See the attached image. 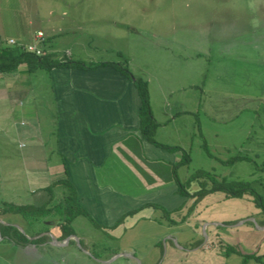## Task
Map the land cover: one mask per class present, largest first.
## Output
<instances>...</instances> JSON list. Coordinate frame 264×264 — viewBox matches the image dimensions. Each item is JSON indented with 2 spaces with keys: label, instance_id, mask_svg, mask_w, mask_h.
<instances>
[{
  "label": "rangeland",
  "instance_id": "1",
  "mask_svg": "<svg viewBox=\"0 0 264 264\" xmlns=\"http://www.w3.org/2000/svg\"><path fill=\"white\" fill-rule=\"evenodd\" d=\"M18 30H31L30 37L24 33L21 43ZM38 30L43 31L42 38L37 37ZM10 37L15 42L9 47L35 52L28 48L35 46L54 60L122 65L128 78L147 83L156 124L153 138L173 146L168 153L175 155L176 163L169 165L176 164L173 173L178 181L200 188L202 181L211 185L214 180H246L264 200V0H0V47ZM21 67L22 63L0 75L12 76ZM46 76V69L39 68L26 78L42 97L49 90ZM2 86L3 82L0 92ZM131 145L140 149L135 139ZM235 156L247 159L231 161ZM11 167L5 164V169ZM152 167L140 170L144 175L130 180L126 191L147 188ZM241 197L227 195L231 199L218 202L209 214L214 217L218 209L223 219H240L239 206L244 205L236 200ZM161 211L171 222L172 215ZM50 217L37 214L27 220L33 231H40L48 229L44 221ZM94 219L106 225L100 217ZM151 220L163 219L158 215ZM71 228L75 236L83 237L80 243L74 240L61 248L36 243L32 257L23 258L22 264H101L97 256L117 249L118 240L82 213ZM82 247L91 260L80 253Z\"/></svg>",
  "mask_w": 264,
  "mask_h": 264
},
{
  "label": "crops",
  "instance_id": "2",
  "mask_svg": "<svg viewBox=\"0 0 264 264\" xmlns=\"http://www.w3.org/2000/svg\"><path fill=\"white\" fill-rule=\"evenodd\" d=\"M16 33L22 43L24 33L30 37L31 30ZM8 44L3 47L11 49ZM22 65L17 74L0 75V209L6 203L37 206L48 199L51 184L67 179L75 188L78 204L87 213L83 215L118 240L116 251L97 256L101 259L98 263L113 264L122 259L124 264H240L244 253H249L246 246L255 254L245 264H264L261 208L250 194L244 193L236 203L244 205L239 206L243 211L238 220L245 219L236 224V218L223 219L218 209L214 217L209 214L218 202L231 199L224 192L208 193L196 203L195 197L180 192L177 174L174 176L173 166L169 165L176 163L175 155L141 136V100L133 79L110 65L88 69L52 67L46 70L45 85L49 90L42 97L26 79L36 70L28 72L26 64ZM133 139L140 149L131 145ZM5 157L10 159L6 161ZM6 163L12 165L10 170L5 169ZM150 164V185L127 192L125 185L139 180L144 175L140 170H148ZM164 174H171V178L166 180ZM186 186L189 194L199 189L197 184ZM66 191L60 183L53 186L51 201H64ZM161 209L172 215L171 222L166 221ZM158 215L163 219L161 223L151 220ZM94 217H100L106 225ZM45 223L49 232L42 233L48 236L40 242L42 247L61 248L74 240L80 243L83 238L75 236L73 230L74 235L55 242L53 237L61 233L57 221L50 217ZM18 227L25 233L24 238L20 236L24 245L12 240L20 235ZM37 232L27 217L0 212V264H22L23 258H31L38 243L32 240L38 237ZM97 234L93 236L94 244L98 243ZM227 245L232 248L230 252ZM82 248L80 253L91 260L87 248Z\"/></svg>",
  "mask_w": 264,
  "mask_h": 264
},
{
  "label": "trees",
  "instance_id": "3",
  "mask_svg": "<svg viewBox=\"0 0 264 264\" xmlns=\"http://www.w3.org/2000/svg\"><path fill=\"white\" fill-rule=\"evenodd\" d=\"M50 56H48L47 53H35L30 52L26 50H15L13 48L7 49V47H0V72L10 71L12 69H15L19 64H26L27 71L32 72L39 68H44L46 70L51 69L52 67H58V66H67V67H73V68H79V69H88V68H95L98 66L103 65H110L115 67L116 69L120 70L125 75L129 74L125 67L118 63L114 62H99L95 64H86L82 61H70V60H54L50 59ZM131 78V76H130ZM133 83L138 91L140 100H141V106H140V116H141V126H140V133L144 140L158 145L166 150L174 149L172 146H167L164 144L158 143L153 138V132L155 129V122L152 119L151 111H150V103L148 98V89H147V83L143 79L140 78H133ZM243 158L247 159V156H235L233 158H230L231 161ZM176 167V164L173 165V168ZM195 177H190L189 182L191 180H194ZM176 182L178 183L180 192L186 196V197H195L193 202H198L202 197L207 195L208 193L215 192V191H222L225 194L229 196H241L244 193L250 194L252 196V199L257 207H260L261 210L264 213V200L261 198L260 194L255 191L253 188H251L248 185V182L246 180H221V181H212L211 185H208L206 182L202 181L200 184V188L196 191H194L192 194H189L186 190V185L182 184L180 181L176 179ZM58 183L64 185L67 188L66 196L64 197V201H51L53 199L52 195V187L57 185ZM48 199L37 205H16V204H7L4 208L0 209V212H11V213H18L25 217H31V216H37V214H43V216H51L52 219L57 221V225L59 226V229L61 231L60 235H56L55 239L56 241L60 242L66 237L70 235H74L73 229L70 226V223L74 216L82 213L87 214L85 210L78 204L77 202V195L75 188L73 185L67 180V179H59L57 182L51 184L48 189ZM55 212V214H54ZM45 214V215H44ZM45 222V221H44ZM12 229H14L12 227ZM44 232H49L48 229H43L37 232L38 237L35 239H32L38 244L40 242L45 241L48 236L45 234H42ZM20 235L13 236L12 240L17 241L18 244H26L24 240L20 237L22 234L18 232ZM42 234V235H40ZM24 238L25 236L22 235ZM22 240H20V239ZM232 248L228 245L226 246L227 252H230ZM245 256L243 258L242 263L245 264V260L253 256V253H244ZM244 254L241 253L243 256Z\"/></svg>",
  "mask_w": 264,
  "mask_h": 264
},
{
  "label": "built area",
  "instance_id": "4",
  "mask_svg": "<svg viewBox=\"0 0 264 264\" xmlns=\"http://www.w3.org/2000/svg\"><path fill=\"white\" fill-rule=\"evenodd\" d=\"M42 36H43V34L41 32L37 33V37L42 38ZM8 42L13 43L14 41H13V39H9ZM28 48L30 50H34L35 53H41V49H37L35 46H29Z\"/></svg>",
  "mask_w": 264,
  "mask_h": 264
},
{
  "label": "water",
  "instance_id": "5",
  "mask_svg": "<svg viewBox=\"0 0 264 264\" xmlns=\"http://www.w3.org/2000/svg\"><path fill=\"white\" fill-rule=\"evenodd\" d=\"M53 239H54L55 242H57L56 239H55L54 237H53Z\"/></svg>",
  "mask_w": 264,
  "mask_h": 264
}]
</instances>
